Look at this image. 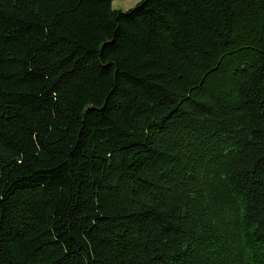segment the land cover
Listing matches in <instances>:
<instances>
[{
	"label": "trees",
	"instance_id": "trees-1",
	"mask_svg": "<svg viewBox=\"0 0 264 264\" xmlns=\"http://www.w3.org/2000/svg\"><path fill=\"white\" fill-rule=\"evenodd\" d=\"M0 0V264H264V0Z\"/></svg>",
	"mask_w": 264,
	"mask_h": 264
},
{
	"label": "clouds",
	"instance_id": "clouds-1",
	"mask_svg": "<svg viewBox=\"0 0 264 264\" xmlns=\"http://www.w3.org/2000/svg\"><path fill=\"white\" fill-rule=\"evenodd\" d=\"M142 4V0H127L126 5L120 8L122 14H129Z\"/></svg>",
	"mask_w": 264,
	"mask_h": 264
},
{
	"label": "rangeland",
	"instance_id": "rangeland-1",
	"mask_svg": "<svg viewBox=\"0 0 264 264\" xmlns=\"http://www.w3.org/2000/svg\"><path fill=\"white\" fill-rule=\"evenodd\" d=\"M126 3H127V0H113L112 8L115 10H120V8L126 5Z\"/></svg>",
	"mask_w": 264,
	"mask_h": 264
}]
</instances>
